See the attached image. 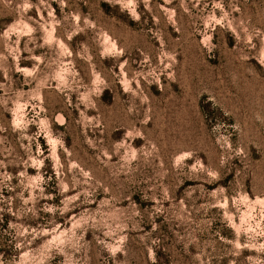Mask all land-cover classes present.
<instances>
[{
    "label": "rangeland",
    "instance_id": "374dc122",
    "mask_svg": "<svg viewBox=\"0 0 264 264\" xmlns=\"http://www.w3.org/2000/svg\"><path fill=\"white\" fill-rule=\"evenodd\" d=\"M0 264H264V0H0Z\"/></svg>",
    "mask_w": 264,
    "mask_h": 264
}]
</instances>
